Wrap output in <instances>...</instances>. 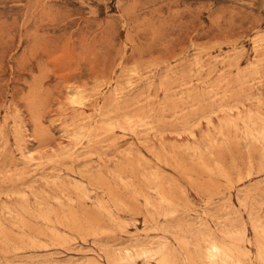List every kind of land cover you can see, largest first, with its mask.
<instances>
[{
	"label": "rangeland",
	"instance_id": "obj_1",
	"mask_svg": "<svg viewBox=\"0 0 264 264\" xmlns=\"http://www.w3.org/2000/svg\"><path fill=\"white\" fill-rule=\"evenodd\" d=\"M263 260L264 0H0V264Z\"/></svg>",
	"mask_w": 264,
	"mask_h": 264
},
{
	"label": "bare ground",
	"instance_id": "obj_2",
	"mask_svg": "<svg viewBox=\"0 0 264 264\" xmlns=\"http://www.w3.org/2000/svg\"><path fill=\"white\" fill-rule=\"evenodd\" d=\"M263 44H258V42H255V48H257V47H259L260 46V48H261V46H262ZM254 48V49H255ZM259 49V48H258ZM258 49H256V51L258 50ZM258 52V51H257ZM218 61V60H217ZM198 63V62H197ZM198 66V65H197ZM127 84H128V86L127 87H123V86H120V85H116L115 87H113V89H112V96L115 98V99H117V100H119L121 97H123L124 95H125V92H126V90L127 91H132V90H134L135 88H136V85H135V81H133V80H131V79H129L128 80V82H127ZM75 95V94H74ZM75 97V96H74ZM74 102H76V101H74ZM84 111V117H83V119H88V118H90L91 117V115L89 116V114L87 113V111L86 110H83ZM38 116V115H37ZM37 119H40V117H38ZM41 120V119H40ZM39 121V120H38ZM40 122H42V121H40ZM39 122V123H40ZM95 122V121H94ZM97 123V122H96ZM111 123V122H110ZM109 123V124H110ZM95 124V123H94ZM90 128V131L93 129V127H94V125H93V127H92V125L91 126H89ZM97 127V126H96ZM38 128V127H37ZM43 129V128H42ZM40 131V130H39ZM39 131H38V133H39ZM42 134V133H41ZM37 135V134H36ZM252 135V134H251ZM67 150V152H70V149H66ZM73 152V151H72ZM30 154V153H29ZM71 155H73V154H71ZM74 156V155H73ZM29 158V157H28ZM78 158V157H77ZM31 160V159H30ZM40 164V163H39ZM45 178V177H44ZM59 180V179H58ZM159 188V187H158ZM59 197V196H58ZM169 198V197H168ZM46 215V214H45ZM47 217V216H46ZM157 227V226H156ZM203 234V233H202ZM208 238V237H207ZM225 247V246H224ZM163 248H165V247H163ZM227 248V247H226ZM225 248V249H226ZM204 249V248H203ZM205 249H207V251H205V253H206V257L208 258V260L209 261H211L212 263H216V262H218L219 260H221L222 259V257L224 256V255H228L229 254V251L230 250H225L220 244H218V243H216V242H213V243H211L210 245H209V247L208 248H205ZM161 250H163V249H161ZM159 252H157V253H150L148 250H142L141 251V253H143L144 255L145 254H147V257H148V255H150V257H154V258H156L158 255H159V253H160V249L158 250ZM204 251V250H203ZM201 254H203V253H201ZM163 255H165V254H163ZM204 255V254H203ZM133 256V254H132V252L130 251V250H127V252H126V255H125V258L124 259H126V260H128V259H130L131 257ZM205 257V256H204ZM206 258V259H207ZM164 262L166 261V257H162L161 258ZM158 260V259H157ZM207 260V261H208ZM235 260H236V258H235ZM237 261H238V259H237ZM264 261V260H263ZM209 264V263H208ZM238 264V263H237Z\"/></svg>",
	"mask_w": 264,
	"mask_h": 264
}]
</instances>
